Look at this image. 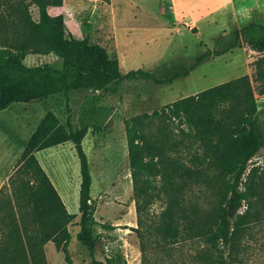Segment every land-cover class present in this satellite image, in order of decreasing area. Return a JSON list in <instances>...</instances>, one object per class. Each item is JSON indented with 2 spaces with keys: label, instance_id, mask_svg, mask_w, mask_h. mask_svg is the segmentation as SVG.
Listing matches in <instances>:
<instances>
[{
  "label": "trees",
  "instance_id": "trees-1",
  "mask_svg": "<svg viewBox=\"0 0 264 264\" xmlns=\"http://www.w3.org/2000/svg\"><path fill=\"white\" fill-rule=\"evenodd\" d=\"M63 0H0V111L13 103H29L62 94L67 109L70 93L94 90L115 93L126 80L145 79L157 84L185 77L211 55L233 49L242 36L251 49L262 53L254 62L252 81L264 94V23L252 21L235 31L234 41L223 49H206L190 68L159 78L142 68L122 73L119 61L105 47L88 37L67 31L61 13L49 8ZM31 7L37 9L34 19ZM53 53L61 66L49 63L26 65L28 54ZM177 120L181 133L201 152L190 156L193 165L172 156L176 143L168 135L146 132L154 119ZM136 232L144 258L149 245L171 249L179 241L201 239L204 264H212L214 252L228 250L240 262L242 241L249 230L264 225V177L256 168L247 172L249 160L264 148V132L248 75L227 80L194 94L178 98L151 114L124 120ZM87 127L73 128L70 113L66 124L51 110L46 111L19 154L7 183L0 187V264H47L44 245L51 241L70 262L68 224L76 213L69 212L35 152L70 141L79 160L77 241L90 257L88 264H113L96 257L99 235L90 195L92 176L83 139ZM185 139V138H183ZM220 180L217 203L209 212L186 200L191 182L202 177ZM155 202L162 208L151 211ZM244 208L241 210V208ZM111 229V226L102 224ZM150 242H153L150 244ZM154 246V245H153ZM144 260V259H143Z\"/></svg>",
  "mask_w": 264,
  "mask_h": 264
},
{
  "label": "rangeland",
  "instance_id": "rangeland-1",
  "mask_svg": "<svg viewBox=\"0 0 264 264\" xmlns=\"http://www.w3.org/2000/svg\"><path fill=\"white\" fill-rule=\"evenodd\" d=\"M49 10L63 15L67 31L75 37H88L105 47L110 57L119 61L122 73L142 68L155 72L159 78L190 68L195 57L206 49L227 47L234 41L235 31L243 25L252 21L264 23V0H63L61 6ZM31 12L37 19V9L31 7ZM261 55L240 36L236 47L209 56L187 76L171 83L137 79L122 82L115 93L72 91L69 110L62 94L13 103L0 111V187L7 183L19 154L46 111L54 112L64 124L70 113L73 128L87 127L83 149L92 176L90 195L98 222L94 228L99 235L96 257L103 261L109 258L113 264H204L206 260L201 258V252L206 245L201 239L179 241L166 250L150 242L152 246L142 257L139 239L132 230L136 227V214L124 120L142 113L151 114L178 98L246 74L251 79L264 132V94H258L252 81L254 62ZM24 63L61 66V60L53 53L28 54ZM180 126L185 128L177 120L154 119L146 132L158 133L162 129L168 135V143L177 144L171 155L192 166L189 158L201 152V148L186 139ZM35 156L67 210L77 214L68 224L72 236L68 245L70 262L50 243L44 245L47 264H88V252L76 239L80 172L73 144L68 141L42 149ZM253 168L264 177V148L249 160L247 172ZM220 182L212 174L191 182L186 200L196 203L201 211H211L218 200ZM161 208L160 202H155L151 211L158 213ZM249 232L242 241L240 262H233L228 250L223 249L214 252L212 264H264V225Z\"/></svg>",
  "mask_w": 264,
  "mask_h": 264
},
{
  "label": "crops",
  "instance_id": "crops-1",
  "mask_svg": "<svg viewBox=\"0 0 264 264\" xmlns=\"http://www.w3.org/2000/svg\"><path fill=\"white\" fill-rule=\"evenodd\" d=\"M27 56V55H26ZM60 145V144H59ZM50 148V147H49ZM47 149V148H46ZM50 177V176H49ZM52 178V177H51ZM53 183V182H52ZM54 185V184H53ZM60 195V194H59ZM61 197V196H60ZM62 199V198H61ZM65 205V204H64ZM66 207V206H65ZM67 209V207H66ZM50 243H52L51 241L47 242L45 245L48 246Z\"/></svg>",
  "mask_w": 264,
  "mask_h": 264
}]
</instances>
